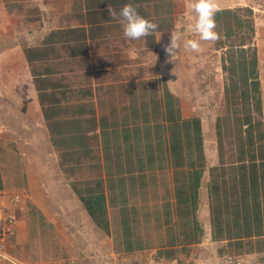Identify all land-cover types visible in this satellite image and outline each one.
<instances>
[{
  "label": "crops",
  "instance_id": "1",
  "mask_svg": "<svg viewBox=\"0 0 264 264\" xmlns=\"http://www.w3.org/2000/svg\"><path fill=\"white\" fill-rule=\"evenodd\" d=\"M29 1L39 18L20 24L31 41L24 68L0 71V200L21 201L11 254L24 264H130L127 256L168 251L176 237L185 243L198 232L192 223L203 230L192 244L196 264H222L221 250L232 258L227 264H264V236L213 239L208 189L210 169L220 166L217 121L186 116L178 71L164 68L177 1ZM129 2L159 25L153 35L124 37L121 18L108 9L119 13ZM159 56L166 59L153 71ZM140 77L162 85H141ZM190 119L202 128L196 166L183 128ZM227 172L218 174L230 179Z\"/></svg>",
  "mask_w": 264,
  "mask_h": 264
},
{
  "label": "trees",
  "instance_id": "2",
  "mask_svg": "<svg viewBox=\"0 0 264 264\" xmlns=\"http://www.w3.org/2000/svg\"><path fill=\"white\" fill-rule=\"evenodd\" d=\"M249 13L244 19L242 13ZM253 13L249 9H225L214 12L216 26H224L227 36L231 38L229 45L225 43L219 49L229 48V56L224 57L223 70L229 75V83L225 85L226 116L219 118L216 124L220 166L210 169L209 201L211 209L212 235L215 241L240 242L243 239L264 236V135L260 131L263 117V100L261 81L259 79V58L254 47L256 34ZM234 24V26H232ZM246 28L249 36L242 35ZM32 62L30 51L27 52ZM165 81V80H164ZM37 81V87L40 83ZM175 120V119H174ZM173 121V120H172ZM174 122V121H173ZM231 122L236 130L238 159L226 163L225 132L223 124ZM180 131V125L174 122ZM188 149L192 152L190 166L203 162V137L199 119L183 122ZM174 146L180 144L178 131H174ZM229 145L234 144L230 142ZM195 157V160H193ZM221 170L231 175L229 182L221 181L218 172ZM196 232L185 239L186 245L201 242L202 228L189 223ZM176 241H174V244ZM157 261H174L176 253L172 250L157 254Z\"/></svg>",
  "mask_w": 264,
  "mask_h": 264
},
{
  "label": "rangeland",
  "instance_id": "3",
  "mask_svg": "<svg viewBox=\"0 0 264 264\" xmlns=\"http://www.w3.org/2000/svg\"><path fill=\"white\" fill-rule=\"evenodd\" d=\"M7 2L9 12H15L14 15L6 14L2 10V3H0V71L2 69H21L24 68V62L21 61L23 50L27 48L28 43H31L27 34L29 29H23L20 24L30 23L39 18L38 8L33 6L29 0H5ZM176 17L174 25L177 28L168 31L167 38L164 42H171L172 36L176 38L177 48L173 57H167V68L173 72L178 71V76L174 79V85L177 87L180 97L187 103L184 111L185 115L199 116L206 123L210 121H217L219 118L226 116V102H225V85L229 83V75L223 70V58L228 57L230 49H219L221 44L229 45L231 38L227 36V29L224 26H216V39L210 41L200 40L199 33L195 31V24L198 19V13L193 8L196 0H175ZM213 12L225 9H249L252 11L256 34L253 40L254 47L257 50L259 58V79L261 81L262 100H263V117L259 118L261 122L260 131L264 135V0H211ZM26 5V6H25ZM10 6V7H9ZM249 13H242L244 19H248ZM180 16V17H179ZM166 25H170L167 23ZM234 26V24L232 25ZM173 30L175 33L173 34ZM31 34L34 32L30 30ZM172 33V34H171ZM249 36L246 28L241 31V36ZM168 39L170 41H168ZM189 39L196 40L199 43L198 50H191L185 46V42ZM25 50L27 57V52ZM9 54L10 56H7ZM12 59V60H11ZM166 59V56H159L158 63L152 62L151 70L158 71V64ZM155 65V66H153ZM139 69L144 71L143 66ZM143 74V73H142ZM142 77V75H141ZM137 79L141 85L159 86L162 85L160 78L150 77L143 80ZM144 81L143 83L141 82ZM188 91L187 93L185 91ZM225 132V162L231 163L238 159L236 150L237 139L236 130L231 122L223 124ZM229 140L234 145H229ZM214 144V143H213ZM218 143L215 144V147ZM214 145L211 149L215 148ZM218 151V148L217 150ZM229 182L228 174L221 178V181ZM21 203V202H20ZM13 239L11 240V242ZM176 245L173 249L176 253V264H196L198 260V253L191 245L182 243L180 237L175 239ZM196 242L195 244H197ZM226 247V246H225ZM211 248V247H210ZM210 251V252H208ZM212 250H207L202 253L203 258H208ZM156 254H142L127 256V262L130 264H140V262L151 263L157 261ZM230 254V252H229ZM221 263L227 264L232 258L228 255L220 253ZM160 262V260L158 261ZM143 263V264H144ZM165 263V262H164Z\"/></svg>",
  "mask_w": 264,
  "mask_h": 264
},
{
  "label": "clouds",
  "instance_id": "4",
  "mask_svg": "<svg viewBox=\"0 0 264 264\" xmlns=\"http://www.w3.org/2000/svg\"><path fill=\"white\" fill-rule=\"evenodd\" d=\"M194 10L198 13V19L195 24V31L199 33L200 40L210 41L216 39V27L214 12L211 0H196L193 5ZM111 16L119 15L122 25L123 35L129 40L139 41L142 38L153 35L159 25L154 23L138 12L134 2L125 4L119 11L115 13L111 8L108 9ZM185 46L191 50H198L199 43L196 40L189 39L185 42ZM176 38L172 36L170 45L166 48V52L173 57L176 52Z\"/></svg>",
  "mask_w": 264,
  "mask_h": 264
},
{
  "label": "built area",
  "instance_id": "5",
  "mask_svg": "<svg viewBox=\"0 0 264 264\" xmlns=\"http://www.w3.org/2000/svg\"><path fill=\"white\" fill-rule=\"evenodd\" d=\"M20 202L18 197L11 199V201L0 200V264H24L10 252V243L15 236L18 222L16 206ZM49 264L70 263L68 261H60Z\"/></svg>",
  "mask_w": 264,
  "mask_h": 264
}]
</instances>
